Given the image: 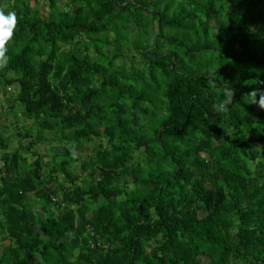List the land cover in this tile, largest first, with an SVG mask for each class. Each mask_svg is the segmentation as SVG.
<instances>
[{"label":"trees","instance_id":"16d2710c","mask_svg":"<svg viewBox=\"0 0 264 264\" xmlns=\"http://www.w3.org/2000/svg\"><path fill=\"white\" fill-rule=\"evenodd\" d=\"M60 1L0 0V264H264V0Z\"/></svg>","mask_w":264,"mask_h":264},{"label":"rangeland","instance_id":"374dc122","mask_svg":"<svg viewBox=\"0 0 264 264\" xmlns=\"http://www.w3.org/2000/svg\"><path fill=\"white\" fill-rule=\"evenodd\" d=\"M26 1L30 2V3L33 5V0H26ZM64 1H66V0H61L60 3L62 4ZM37 6H39V12H40V14H41L42 16H45V15L47 14V12H48V8H46V7H42V6H41V3H39ZM4 105H5V100L3 99V96L0 95V109H1V108H4V107H3ZM2 111H3V112H6V111H7L6 106H5V109H4V110L2 109ZM10 120H11V117L8 116V115H5V117L0 121V124L2 123V121H3V122H9ZM0 129L3 130V129L1 128V125H0ZM13 129H14V128H13ZM0 132H1V131H0ZM5 136H7V134L2 133V135L0 136V138H6ZM14 145H15V144H11L10 146L12 147V146H14ZM40 147H41V150L44 151V147H45V145H41ZM131 186H132V185H129L127 188L129 189Z\"/></svg>","mask_w":264,"mask_h":264},{"label":"built area","instance_id":"2783aa9c","mask_svg":"<svg viewBox=\"0 0 264 264\" xmlns=\"http://www.w3.org/2000/svg\"><path fill=\"white\" fill-rule=\"evenodd\" d=\"M3 163L2 162H0V166L2 165Z\"/></svg>","mask_w":264,"mask_h":264}]
</instances>
